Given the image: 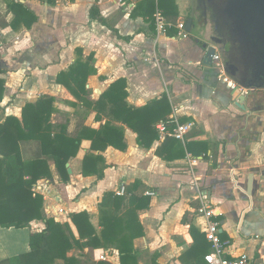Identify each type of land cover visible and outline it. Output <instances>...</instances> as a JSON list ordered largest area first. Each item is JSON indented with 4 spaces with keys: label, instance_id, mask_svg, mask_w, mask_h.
<instances>
[{
    "label": "crops",
    "instance_id": "0c3cea01",
    "mask_svg": "<svg viewBox=\"0 0 264 264\" xmlns=\"http://www.w3.org/2000/svg\"><path fill=\"white\" fill-rule=\"evenodd\" d=\"M142 1L57 0L52 6L27 1L38 21L31 29L13 31V16L0 0V70L6 82L0 124L9 116L20 119L26 104L48 96L56 100L58 109L52 123L66 125L69 136L76 137L82 128L101 130L107 118L96 120L94 109L57 83L58 74L68 70L81 50L84 58L94 56L97 71L88 79L86 100L97 102L114 82L124 79L129 106L140 108L166 96L171 122L191 125L185 142L177 140L167 150V160L156 154L166 137L147 150L124 127L125 152L108 147L98 153L91 151V141L83 140L77 157L67 164V183L50 162L53 178L38 181L33 189L43 197V219L22 229L0 227V262L27 253L31 234L43 231L49 219L69 223L76 233L70 216L86 211L99 230L102 196L138 183L134 193L149 197L151 205L139 211L144 236L134 241L136 264H197L210 254L212 245L204 232L208 220L199 213L204 202L214 210L212 220L219 223L227 258L248 255L255 264H263L264 91L233 90L223 81L221 69L205 63L202 45H213L214 27L203 22L198 9L197 14L192 12L191 0H175L179 10L175 26L163 18L166 27L178 30L174 36L167 35L166 27L158 30V9L155 23L132 17ZM95 5L107 25L91 19L90 9ZM189 19L194 27L200 26L197 36L185 32ZM240 96L246 97L242 105ZM21 147L26 159L38 156L37 143ZM87 154L103 157L102 178L83 176ZM147 192L156 195L150 197ZM89 253L96 261L89 259ZM68 255L76 256L81 264H121L115 249H75Z\"/></svg>",
    "mask_w": 264,
    "mask_h": 264
},
{
    "label": "trees",
    "instance_id": "16d2710c",
    "mask_svg": "<svg viewBox=\"0 0 264 264\" xmlns=\"http://www.w3.org/2000/svg\"><path fill=\"white\" fill-rule=\"evenodd\" d=\"M3 1L13 16L10 23L13 31H19L23 27L31 29L38 21L36 14L25 2L38 1L51 6L57 2V0ZM157 9L167 24L176 25L179 10L175 0H159L157 3L154 0H143L134 9L132 17H142L155 23ZM90 17L107 25L96 5L90 9ZM169 25L165 30L167 35H177L178 30ZM75 56V62L68 70L58 74L57 83L64 86L77 101L94 109L97 113L96 120L100 121L104 116L107 122L99 131L82 128L76 137H71L66 125L52 123V117L58 109L56 100L48 96L40 98L36 103L26 104L20 119L14 116L6 117L0 124L1 228L22 229L32 222L43 219V197L35 194L33 189L38 181L53 178L50 162L54 163L61 180L67 183L70 179L67 164L72 158L77 157L83 140L91 141V151L103 153L108 147H113L125 152L127 144L124 127H126L137 135L138 145L149 150L160 139L157 130L159 123L165 124L169 133L176 127L169 119L171 106L166 96L140 108L129 106L124 79L114 82L97 102L86 100L88 79L97 72L93 66L94 56L84 58L81 50H77ZM4 74L5 72L0 70V105L5 93ZM71 106L77 108L78 104L71 103ZM29 142L37 143L39 152L37 157L26 159L21 146ZM176 143L177 140L166 136L161 148L156 152L157 156L164 160L170 159L167 150ZM102 162L104 159L101 155L87 154L83 160V176L96 175L99 179L102 178L103 171L99 169ZM138 185L135 183L126 189L124 196H118L114 192L102 196L99 203V230L86 211L70 216L77 235L69 223H59L54 219L46 220V228L43 231L31 234L30 250L27 253L2 261L0 264H81L76 256L68 254L75 249L82 251L86 248L115 249L119 253L121 264H136L134 241L144 236L139 211L147 210L151 205L149 197L134 193L133 190L137 189ZM197 264H206L205 256L199 259Z\"/></svg>",
    "mask_w": 264,
    "mask_h": 264
},
{
    "label": "water",
    "instance_id": "95a60500",
    "mask_svg": "<svg viewBox=\"0 0 264 264\" xmlns=\"http://www.w3.org/2000/svg\"><path fill=\"white\" fill-rule=\"evenodd\" d=\"M210 3L215 35L210 38L213 45H202L205 63L214 64L213 57L220 47L226 74L244 90L264 91V0H210ZM193 27V20L189 19L185 32L191 33ZM222 29L230 32L232 42L224 40ZM245 99L240 96L238 102L242 105Z\"/></svg>",
    "mask_w": 264,
    "mask_h": 264
},
{
    "label": "built area",
    "instance_id": "2783aa9c",
    "mask_svg": "<svg viewBox=\"0 0 264 264\" xmlns=\"http://www.w3.org/2000/svg\"><path fill=\"white\" fill-rule=\"evenodd\" d=\"M156 19L158 30L164 31L166 24L163 17L158 14ZM180 28L181 30H184V25H181ZM213 62L218 67V69H221V73H223V81L229 84L233 90L239 89L245 92L246 94L249 93L248 90L242 89L233 79L226 75L223 56L219 49H217L213 57ZM190 127V124H176L174 131L172 133H169L166 125L163 123H159L157 125V130L159 132L160 137L170 136L180 142H185L186 135L188 134ZM125 193L126 187L121 186L117 189L115 194L118 196H124ZM147 195L150 197H154L156 194L153 192H147ZM61 213H63L62 210ZM199 213L205 216L208 220V225L205 228L204 232L207 240L212 245V252L205 256L206 264H255L253 258L249 257L248 255H242L234 259H228L225 255L223 244L219 236V223L212 220L215 216L214 210L211 209L210 206L204 202L201 208L199 209ZM262 263L264 264V260Z\"/></svg>",
    "mask_w": 264,
    "mask_h": 264
},
{
    "label": "flooded vegetation",
    "instance_id": "af4514ba",
    "mask_svg": "<svg viewBox=\"0 0 264 264\" xmlns=\"http://www.w3.org/2000/svg\"><path fill=\"white\" fill-rule=\"evenodd\" d=\"M197 9L199 10V15L202 20L207 21L209 16L211 18L213 8L212 4L210 3V0H198ZM221 35L223 36L224 40H227L229 42L233 41V38L228 30L222 29ZM227 48H229V45L227 46Z\"/></svg>",
    "mask_w": 264,
    "mask_h": 264
},
{
    "label": "rangeland",
    "instance_id": "374dc122",
    "mask_svg": "<svg viewBox=\"0 0 264 264\" xmlns=\"http://www.w3.org/2000/svg\"><path fill=\"white\" fill-rule=\"evenodd\" d=\"M197 7H198L197 0H191V10L195 14H197ZM2 21H4V20L2 19ZM207 21L209 23H211V25H213L212 22H211L210 16L208 17ZM207 21L203 20L204 23H207ZM1 26L5 27L4 24H1ZM199 30H200V26H199V24H196V27H194V30H193V35L194 36H197V33H198ZM212 36H214V35L212 34ZM219 49H220V47H219ZM25 250H26V248H24V250L22 248V250H20V251H23L24 252ZM88 257H89V259H92V260H95L96 261V256L93 253H89L88 254Z\"/></svg>",
    "mask_w": 264,
    "mask_h": 264
}]
</instances>
